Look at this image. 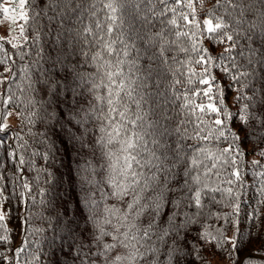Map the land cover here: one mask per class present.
I'll return each instance as SVG.
<instances>
[{
    "label": "snow or ice",
    "instance_id": "obj_1",
    "mask_svg": "<svg viewBox=\"0 0 264 264\" xmlns=\"http://www.w3.org/2000/svg\"><path fill=\"white\" fill-rule=\"evenodd\" d=\"M205 3L43 0L41 6L38 0H0V23L7 21L9 33H15L11 39L0 37L4 53L0 86L15 76L6 75L12 72L8 63L12 56L4 45L16 49L23 59L21 50L31 30L33 43L42 34L55 38L53 64L63 81L49 82L50 92L66 89L72 103L79 105L76 97L82 93L77 89L88 85L92 99L86 101L88 107L69 111V123L83 128L101 106L103 115L97 119L103 121L102 135L95 144L88 141L87 128L76 138L80 151L87 149L94 155L97 146L102 150L105 182L111 189L108 198L113 201L98 217L93 196L82 198L93 225L88 264H162L161 254L163 264H185L193 251L203 259L198 250L189 248L193 232L203 242L217 241L219 248L231 243L230 258L239 246L236 236L225 240L221 233L218 239L200 218L206 198L219 202L211 195L217 192L225 194L233 213L239 214L242 163L247 155L242 143L254 141L252 153L264 157V0H216L210 9L204 8ZM205 41L223 45V51L213 56ZM85 45L97 50L89 55ZM77 50L83 60L73 62ZM238 57L245 63L240 64ZM86 65L95 68L94 75L83 71ZM212 68L233 82L230 87L240 85L236 113L225 103ZM9 92L10 88L0 92V133L11 130L9 117H22L10 107ZM234 116L239 130L232 127ZM240 131L245 132L243 140ZM19 163H24L22 157ZM252 164L259 166V161ZM89 170L94 173L95 168L86 161L83 171ZM222 174L227 175L226 181ZM81 180L93 183L87 175ZM215 181L229 187L221 188ZM260 191L264 195V183ZM7 216L0 207V245L12 243L4 223ZM23 251L19 247L0 252V264H19Z\"/></svg>",
    "mask_w": 264,
    "mask_h": 264
},
{
    "label": "trees",
    "instance_id": "obj_2",
    "mask_svg": "<svg viewBox=\"0 0 264 264\" xmlns=\"http://www.w3.org/2000/svg\"><path fill=\"white\" fill-rule=\"evenodd\" d=\"M38 2L42 6L43 0ZM215 3L216 0H206L204 8L210 9ZM197 10H200L199 4ZM84 15V22L87 23V13ZM44 31L47 32V28ZM27 35L28 44L21 50L25 53L23 59L16 49L4 45L12 56L8 62L12 72L6 75L15 73V76L8 84L0 86V92L10 88L8 94L13 96L10 107L22 113V117H18L15 126L10 125V131L0 133V207L8 213L4 223L12 240L9 245H0V252L23 247L19 264H88V260L92 259L86 254L93 225L89 220L90 209L85 207L82 198L90 194L93 196L92 208L98 217H103L105 206L113 201L108 198L111 189L105 182L106 161L101 155L102 150L97 146L94 155L87 149L80 151L76 138L87 128L88 141L95 144L102 135L100 128L103 123L97 117L103 113L98 105L96 114L90 116L83 128L75 122L69 123L70 110L88 107L86 101L92 99L88 85L77 89L78 93H82L76 97L79 105L72 103V95L66 89L50 92L49 82L63 81L59 67L53 64L57 54L54 35L42 34L36 43L32 42L31 30ZM205 47L213 56H218L224 46H213L205 41ZM84 48L89 55L97 50L94 45H85ZM3 54L0 51V57ZM72 59L73 62L83 60L79 50ZM238 61L245 63L239 57ZM196 70L201 71L199 67ZM3 71L4 67L0 65V72ZM83 71L95 74L92 66L86 65ZM211 71L220 81L225 103L236 113L239 107L235 103L236 89L240 85L230 87L233 82L223 72L218 68ZM195 87L204 86L197 84ZM244 91L247 95L252 94L250 90ZM100 94H103L102 90ZM239 124L234 116L232 127L239 130ZM240 136L243 140L245 132L240 131ZM253 144L254 141H248L241 145L247 155L242 163L244 188L241 190L239 214L233 213L226 195L217 192L211 195L219 202L211 203L206 198L204 215L200 218V223L218 239H221V233L225 240L236 236L238 248L230 258L231 243L219 248L217 241L203 242L193 232L189 237V248L198 250L203 259L193 251L185 264H215L217 259H226L228 264H264V195L260 191L264 183V177L260 176L264 172V167H261L264 166V157L252 153ZM225 146L220 144V147ZM21 157L24 160L22 165L19 163ZM253 160L259 161V166H254ZM86 161H91L94 173L83 171ZM85 175L93 183L82 182L81 177ZM222 180H227L226 174H222ZM215 183L221 188L229 187L226 182ZM24 184L28 185L27 189ZM7 254L10 256L11 251ZM160 260L163 264V254Z\"/></svg>",
    "mask_w": 264,
    "mask_h": 264
},
{
    "label": "rangeland",
    "instance_id": "obj_3",
    "mask_svg": "<svg viewBox=\"0 0 264 264\" xmlns=\"http://www.w3.org/2000/svg\"><path fill=\"white\" fill-rule=\"evenodd\" d=\"M9 27H10V25L7 21L0 23V34L2 37L7 36L8 39H11L12 35H15V33H11V34L9 33V31H8ZM13 112L15 113L16 111L13 110ZM8 123H9V125L15 126L18 123V116L12 115L11 117H9ZM215 264H228V261L226 259H217L215 261Z\"/></svg>",
    "mask_w": 264,
    "mask_h": 264
}]
</instances>
